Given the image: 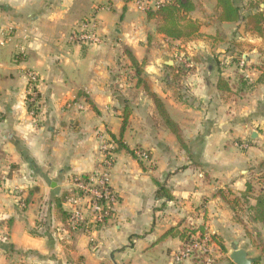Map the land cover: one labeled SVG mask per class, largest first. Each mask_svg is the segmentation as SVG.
Masks as SVG:
<instances>
[{
	"label": "crops",
	"instance_id": "1",
	"mask_svg": "<svg viewBox=\"0 0 264 264\" xmlns=\"http://www.w3.org/2000/svg\"><path fill=\"white\" fill-rule=\"evenodd\" d=\"M257 1L264 11V0H233L241 19L222 22L216 0H194L199 32L174 41L141 9L157 0H0V264H179L186 230L213 236L214 264H235L236 247L264 264L251 210L264 189V38L245 24ZM91 17L105 42L72 43ZM105 141L149 158L116 151L118 203L89 235L57 204L67 213L74 180L104 170ZM157 184L172 200L157 198Z\"/></svg>",
	"mask_w": 264,
	"mask_h": 264
},
{
	"label": "built area",
	"instance_id": "2",
	"mask_svg": "<svg viewBox=\"0 0 264 264\" xmlns=\"http://www.w3.org/2000/svg\"><path fill=\"white\" fill-rule=\"evenodd\" d=\"M166 1L157 0L156 8ZM141 9L148 10L150 8L141 7ZM99 26L95 17L86 19L79 23L69 40L80 45H102L105 40L100 35ZM182 61L188 65L184 57H182ZM27 76L30 88L27 101L30 106H35L38 98L35 87L38 77L33 72H29ZM79 108L80 110L84 109L82 106ZM30 112L33 116L35 115V109H31ZM101 149L105 158L104 170H97L91 175L76 178L74 188L65 197L69 228L74 231L81 229L89 235L92 234L96 226L104 224L111 218L114 207L118 203V197L110 182L111 170L115 163V143L105 141ZM139 155L144 160L148 159L145 153H139ZM86 209L90 210V217L85 215ZM195 257L202 258L204 264H214V240L210 233L197 231L187 243L183 244L181 250L175 255L174 262L181 264Z\"/></svg>",
	"mask_w": 264,
	"mask_h": 264
},
{
	"label": "trees",
	"instance_id": "3",
	"mask_svg": "<svg viewBox=\"0 0 264 264\" xmlns=\"http://www.w3.org/2000/svg\"><path fill=\"white\" fill-rule=\"evenodd\" d=\"M217 7L220 10L219 20L222 22H238L241 19L240 11L241 9L237 7L233 0H216ZM260 1L251 2L249 4L250 8H257L258 11L251 13L245 19L246 30L250 31L259 37L264 38V11H259ZM194 0H167L165 3L158 6L156 9H148L146 11L149 19H160V24L158 25V32L163 34L165 37L174 40H191L198 32L200 24L193 20L190 17V14L195 10ZM132 66L135 69V74L138 79V84L142 85L144 83L142 79V69L139 62L130 55ZM155 104L157 110L159 111L161 117L163 118L165 124L173 131L177 136L178 126L175 124L168 116L163 104L157 98H155ZM35 109V115L37 114V108L35 106H30V110ZM126 126V119L124 121L123 129ZM118 147L116 151L125 150L130 153L135 159L140 157L139 153L136 151L130 150L125 146L121 141H117ZM145 153V152H141ZM149 158V154L145 153ZM141 158V157H140ZM142 165V163H141ZM143 166V165H142ZM264 166V164H263ZM158 185L157 198L163 197L168 200H172V196L165 187ZM253 191L251 184L247 185L246 194L243 197L248 196L250 192ZM237 202V201H235ZM256 205L251 208L253 212L252 221L261 222L264 225V189L261 191V194L256 197ZM64 204V198L58 200V208L64 216V220L68 224L69 215L66 213L62 206ZM199 230H186L181 234V239L184 244L187 243ZM203 233V231H200Z\"/></svg>",
	"mask_w": 264,
	"mask_h": 264
},
{
	"label": "water",
	"instance_id": "4",
	"mask_svg": "<svg viewBox=\"0 0 264 264\" xmlns=\"http://www.w3.org/2000/svg\"><path fill=\"white\" fill-rule=\"evenodd\" d=\"M168 65H171L169 62ZM235 264H255V258L245 248L236 247L230 255Z\"/></svg>",
	"mask_w": 264,
	"mask_h": 264
},
{
	"label": "rangeland",
	"instance_id": "5",
	"mask_svg": "<svg viewBox=\"0 0 264 264\" xmlns=\"http://www.w3.org/2000/svg\"><path fill=\"white\" fill-rule=\"evenodd\" d=\"M92 18V17H91ZM91 18H88V19H91ZM96 20L99 22V24H100V17H96ZM99 30H100V27H99ZM35 74V73H34Z\"/></svg>",
	"mask_w": 264,
	"mask_h": 264
}]
</instances>
